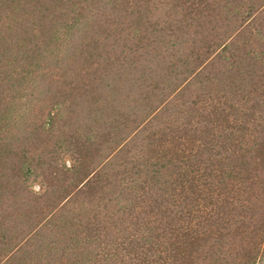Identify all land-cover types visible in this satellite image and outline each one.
I'll return each instance as SVG.
<instances>
[{
	"label": "trees",
	"instance_id": "trees-1",
	"mask_svg": "<svg viewBox=\"0 0 264 264\" xmlns=\"http://www.w3.org/2000/svg\"><path fill=\"white\" fill-rule=\"evenodd\" d=\"M263 240L264 0H0V264H253Z\"/></svg>",
	"mask_w": 264,
	"mask_h": 264
},
{
	"label": "rangeland",
	"instance_id": "rangeland-1",
	"mask_svg": "<svg viewBox=\"0 0 264 264\" xmlns=\"http://www.w3.org/2000/svg\"><path fill=\"white\" fill-rule=\"evenodd\" d=\"M159 6V8L157 9V11L155 12V14H156V16L158 17V18H160V17H163L164 15H165V13H166V10L168 9L167 8V6L166 5H161V4H159L158 5ZM68 54H70V53H77L78 54V50L76 49L75 51L72 49V48H69V50H68ZM70 62H72V61H70ZM70 64H72V63H70ZM86 106H85V104H83V102L82 103H78V105H76V107H75V111H77V113H78V115L77 114H71L69 111H66V110H62L61 111V114H59V118H58V121L59 122H57V129L58 128H60V129H64L65 127H67L66 125L68 124V122L70 121H72V120H74V118L76 119L75 121H72L71 123H69L70 124V127H68V128H74L75 127V129L77 128L79 131L81 130V131H84V129H83V127H84V125H85V122H87L89 119H88V116H87V113H86ZM27 111V110H26ZM28 113V112H27ZM27 115H29V114H27ZM30 115H35V113L33 112V113H30ZM75 115H77V116H75ZM74 117V118H70V117ZM111 116L112 115H110L109 117H107L108 119H111ZM31 117H33V116H31ZM71 119V120H70ZM86 119H88V120H86ZM62 120H66V124L65 125H63V126H61V124H62ZM90 121V120H89ZM107 122V121H106ZM84 123V124H83ZM106 125H108V123L107 124H105V127H106ZM100 128V131H102V130H104V128H101L102 126H99ZM75 129H73L74 131H76ZM99 129H98V131H99ZM105 131H106V128H105ZM28 132H29V130H28ZM65 132V131H64ZM98 133V132H97ZM30 135H31V133H23L22 131L21 132H18L17 134H16V137H18V138H21L23 141L22 142H24V144H28L29 142H30ZM62 143H65V142H63V141H61V147H60V151H61V153H64L65 154V156L63 157V159L61 160L62 162H64V163H66L67 165L70 163V157H69V155L70 154H67L66 152H71V150H72V147H68V149L65 147V146H63V144ZM30 147H32V145L30 144ZM64 150L66 151V152H64ZM60 153V154H61ZM64 163H61L60 165H63ZM26 177H28L27 178V181H28V183H29V185H30V188L32 187V188H35V189H37L38 187H39V178L37 179V178H34V176L33 175H27L26 174ZM256 215L257 214H255L254 216H253V218H255L256 217ZM264 244V240H263V242H262V245ZM253 264H264V245L261 247V249H260V255H259V257L255 260V262L253 263Z\"/></svg>",
	"mask_w": 264,
	"mask_h": 264
}]
</instances>
